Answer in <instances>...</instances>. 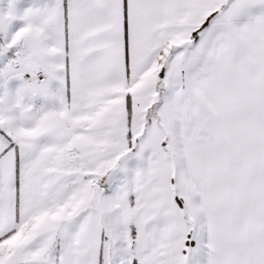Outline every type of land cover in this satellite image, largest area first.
Here are the masks:
<instances>
[{
    "label": "snow or ice",
    "instance_id": "6c2138e0",
    "mask_svg": "<svg viewBox=\"0 0 264 264\" xmlns=\"http://www.w3.org/2000/svg\"><path fill=\"white\" fill-rule=\"evenodd\" d=\"M0 264H264V0H0Z\"/></svg>",
    "mask_w": 264,
    "mask_h": 264
}]
</instances>
